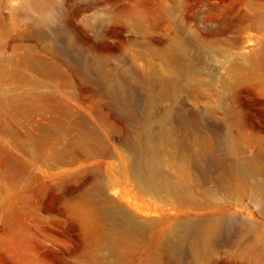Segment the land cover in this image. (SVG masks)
Wrapping results in <instances>:
<instances>
[{
	"label": "rangeland",
	"instance_id": "rangeland-1",
	"mask_svg": "<svg viewBox=\"0 0 264 264\" xmlns=\"http://www.w3.org/2000/svg\"><path fill=\"white\" fill-rule=\"evenodd\" d=\"M39 1L56 7L70 28L84 29L93 39L87 42L95 46L94 53L111 57L113 64L128 71L125 92L141 113L150 110L154 120L167 115L170 106L169 100L152 97L157 92L155 75L163 69L154 52L169 47L178 64L173 86L177 108L183 107L189 113L197 110L204 116L202 122H213L225 130L231 116L227 107L233 106L241 128L250 133L244 139L242 156H256L260 160L257 151L264 148V0ZM24 2L0 0V15L10 28L0 56L9 55L11 47L18 44L31 45L39 56L50 57L42 48L48 42L17 36L28 33L32 29L31 19L38 16V12L28 13ZM50 26L54 28L55 24L51 22ZM45 31L52 34L49 28ZM120 48L124 49L123 54ZM22 53L23 49H18L16 58ZM120 56L124 60L118 63ZM79 109L88 119L98 122L97 112L88 104H81ZM174 114L172 120L152 128L153 136L158 134L155 146L164 158V162L156 163L164 176L177 175L175 164L187 166L188 139L194 140L195 147L200 135L212 143L216 141L215 135L205 128L193 131L189 130L191 126H180L177 122H181V112L176 114L175 110ZM52 116V112L41 110H36L31 119L20 116L19 130L24 136L38 124L49 126ZM135 125L137 129L135 123L132 128ZM161 128L173 136V142L159 137ZM126 135L132 139L130 133ZM119 137L116 134L109 141L111 155H80L74 165L57 167L33 159L32 171L39 178L24 177L14 190L9 189L10 201L2 192L0 264H145L151 261L156 236L173 225L176 217L197 216L218 205L224 209L229 227L213 252L198 256L200 264H264L261 201L252 200L251 193L239 197L217 190L212 182L199 180L196 173L187 179L193 202L186 198L185 191L176 198L165 193L160 198L140 193L130 178L129 154ZM138 139L143 146L153 145L145 135ZM0 142L28 161V152L21 151L2 131ZM217 149L221 151V146ZM172 152L174 156L170 157ZM79 164V171H73ZM97 165L112 183L105 201L145 221L148 229L143 235L127 233L119 223L94 218L82 221L76 217L73 210L81 208L77 193L90 186L91 170ZM257 180L264 181V177ZM194 203L202 208L197 210ZM241 223L251 224L253 234L251 238L240 236L233 241L237 240L239 245L252 242L256 249L250 257L239 255V245L230 241L234 227ZM191 261L186 246L177 264Z\"/></svg>",
	"mask_w": 264,
	"mask_h": 264
},
{
	"label": "bare ground",
	"instance_id": "bare-ground-1",
	"mask_svg": "<svg viewBox=\"0 0 264 264\" xmlns=\"http://www.w3.org/2000/svg\"><path fill=\"white\" fill-rule=\"evenodd\" d=\"M24 5L28 13L38 12V16L31 19L32 29L28 33L17 36L48 42L42 48L50 57L39 56L31 45L18 44L11 47L12 53L0 56V131L8 135L21 151L28 152L26 161L0 142V203L2 192L7 194L6 200L12 199L9 189L14 190L24 177L39 178L32 171L33 159L58 167L76 164L80 155L109 156L112 154L109 141L120 134L119 142L129 154L130 178L138 192L153 194L158 198L165 193L176 198L181 191H185L186 198L193 202L192 188L187 184V179L196 173L199 180L212 182L217 190L239 197L251 193L252 200L262 202L259 212L264 215V181L257 180L264 177V148L257 151L260 160L256 156H242L244 139L250 133L241 128L236 117L237 110L233 106L227 107L231 116L225 130L213 122H202L205 121L204 116L197 110L189 113L183 107L177 108L173 86L178 64L169 47L154 52L163 69L155 75L157 92L152 97L170 101L167 115L154 120L150 110L141 113L131 101L132 97L125 92L128 71L113 64L111 57L94 53L95 46L87 42L93 39L84 29L70 28L59 10L49 3L25 0ZM51 22L55 24L54 28L50 26ZM0 25L3 27L0 33L1 50L7 44L10 29L1 15ZM45 28L51 29L52 34ZM18 49H23V53L16 58ZM120 51L123 54L124 49L120 48ZM123 60L124 57L120 56L116 61L120 63ZM81 104H88L97 112L98 122L80 113ZM36 110L52 112L51 125L38 124L23 136L19 130L22 126L19 117L26 115L31 119ZM175 110L176 114L181 112V122H177L180 126H191L189 130L193 131L205 128L215 135L216 141L212 143L200 135L195 147L194 140L188 139L187 166L175 164L177 175L164 176L156 163L164 162V158L155 146L158 134L153 136L152 128L155 124L162 126L166 120H172ZM134 123L138 124L137 129L136 125L135 129L132 128ZM126 133H130L132 139ZM142 135L147 136L153 145H141L138 138ZM159 137L171 142L174 139L170 133L165 134L164 128H161ZM217 146H221V151ZM100 165L91 170L90 186L77 193L81 208L73 210L77 212L76 217L82 221L94 218L105 223H119L124 225L127 233L143 235L148 229L145 221L105 201V194L112 183L103 175ZM81 167L79 164L73 171H79ZM60 202L65 204L64 201ZM194 205L197 210L202 208L198 203ZM228 227L224 209L219 205L197 216L176 217L173 225L156 236L151 261L145 264H177L186 246L192 257L190 264H200L198 256L213 252ZM233 230L231 242L240 236L251 238L253 234L251 224L241 223ZM234 244L239 245L237 240L233 241ZM254 249V244L247 242L239 245L238 254L250 257Z\"/></svg>",
	"mask_w": 264,
	"mask_h": 264
}]
</instances>
